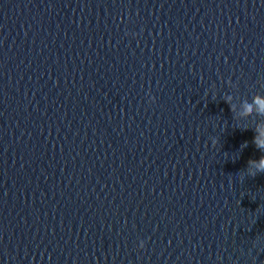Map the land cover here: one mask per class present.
Instances as JSON below:
<instances>
[{
    "label": "clouds",
    "instance_id": "9594fccd",
    "mask_svg": "<svg viewBox=\"0 0 264 264\" xmlns=\"http://www.w3.org/2000/svg\"><path fill=\"white\" fill-rule=\"evenodd\" d=\"M253 103L258 106H264V97H261V96L255 97ZM247 107L250 109L252 106L248 105ZM261 114H264V108L261 109ZM257 147L264 149V144L257 143ZM258 171L264 172V156H262L260 159V168L258 169ZM253 175H255V173H253ZM143 247H144V244L142 243L141 248Z\"/></svg>",
    "mask_w": 264,
    "mask_h": 264
}]
</instances>
